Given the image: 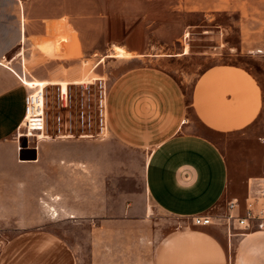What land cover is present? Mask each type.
Instances as JSON below:
<instances>
[{"label": "crops", "instance_id": "obj_1", "mask_svg": "<svg viewBox=\"0 0 264 264\" xmlns=\"http://www.w3.org/2000/svg\"><path fill=\"white\" fill-rule=\"evenodd\" d=\"M83 18L0 0V264H83L84 253L87 264H132V237L142 246L141 256L149 246L148 264H264V227L251 221L246 228L236 218L230 223L224 218L232 199L238 200L231 211L237 218L245 215L247 201L264 199V147L258 141L263 125L255 139V126L264 117V85L246 66L204 69L192 84L189 103L181 83L154 64L130 66L109 81L107 126L143 157V195L139 200L126 195L117 214L106 203L100 215L93 162L89 184L82 153L42 152L41 140L55 144L61 135L36 143L18 137L24 98L33 91L27 84L61 91L58 83L83 79V58L98 56L87 37L97 33L100 21L92 19L89 32ZM188 110L203 131L195 130ZM208 133L243 136L229 145ZM19 143L27 147L21 151ZM195 216H209L211 224L196 226ZM164 218L175 219L176 226L159 234L152 224ZM40 221L75 223V242L67 233L35 228ZM146 225L149 234H139ZM11 226L16 231L7 236Z\"/></svg>", "mask_w": 264, "mask_h": 264}, {"label": "rangeland", "instance_id": "obj_2", "mask_svg": "<svg viewBox=\"0 0 264 264\" xmlns=\"http://www.w3.org/2000/svg\"><path fill=\"white\" fill-rule=\"evenodd\" d=\"M23 1L39 8L61 9L65 13L83 15L85 18L81 22L89 32L92 19L98 17L100 21V27L95 29L97 33L87 37V40H92L98 56L95 59L83 58L79 63L83 79L73 81L86 82L89 79L90 83L70 84L64 95L66 100L59 98L62 90L45 88L47 128L44 134L51 138L61 135V142L54 144L50 140L40 139L39 143L43 153H82V160L88 162L89 166L88 170L83 171L89 184L93 162V176L95 180L98 177L100 215L106 212V203L109 204V212L115 211L117 214L125 207L126 203H123L126 195L131 194L138 200L143 195L141 152L120 142L106 123V89L117 74L130 66H160L181 83L188 103L197 75L215 64L236 63L246 66L264 85V0ZM112 47L122 48L123 57L131 54L147 58L124 62L122 57L109 56L113 53ZM101 100L104 101L103 109ZM188 119L195 130L203 131L190 110ZM262 125L264 117L255 126L256 140ZM242 134L227 137L209 135L217 142L230 145ZM252 148L255 150V147ZM90 153L94 154L93 158ZM154 213L158 214L156 210ZM168 220L164 218L162 223L153 221L152 225L161 229L159 234H165L176 226L175 219ZM75 225L73 222L42 221L33 224L35 228L46 227L58 234L67 233L66 237L72 243L75 242ZM147 227L148 230L141 228L139 234H149ZM8 229L7 236L16 231L12 226ZM134 244L132 237V264H148L149 246L145 256H141L142 246ZM87 263L88 256L84 253L83 264Z\"/></svg>", "mask_w": 264, "mask_h": 264}, {"label": "built area", "instance_id": "obj_3", "mask_svg": "<svg viewBox=\"0 0 264 264\" xmlns=\"http://www.w3.org/2000/svg\"><path fill=\"white\" fill-rule=\"evenodd\" d=\"M31 87V85H28ZM62 92V91H61ZM66 93H61L60 99L66 100ZM45 88L33 87V91L28 93L24 98V115L18 126V137L27 139L40 140L47 137L44 133L47 128V117L45 114ZM102 106V100L100 101ZM64 106V105H63ZM102 111V110H101ZM258 141L264 147V132L258 137ZM260 195L264 196V189L260 190ZM261 199V198H260ZM238 205L237 199H232L228 202L227 213L224 215L227 223L233 219H237L238 224L249 228L251 221L256 222L258 228L264 227V199L249 200L246 202L245 215L242 218L234 217L231 213L232 209ZM192 223L196 226H206L211 224L209 216H195L192 218Z\"/></svg>", "mask_w": 264, "mask_h": 264}, {"label": "bare ground", "instance_id": "obj_4", "mask_svg": "<svg viewBox=\"0 0 264 264\" xmlns=\"http://www.w3.org/2000/svg\"><path fill=\"white\" fill-rule=\"evenodd\" d=\"M114 50V57H123L125 56L124 54V50L122 48H113ZM84 83H90V80L87 79L86 82L84 81H76V82H61V83H58L60 85V88L62 90L63 93H66L67 91V88H68V85L69 84H84ZM51 85H55L56 83H52L50 82ZM27 85H31V87H36V88H43L44 89V85H48L46 83H41V82H36V83H28Z\"/></svg>", "mask_w": 264, "mask_h": 264}, {"label": "water", "instance_id": "obj_5", "mask_svg": "<svg viewBox=\"0 0 264 264\" xmlns=\"http://www.w3.org/2000/svg\"><path fill=\"white\" fill-rule=\"evenodd\" d=\"M23 139H24V137H23ZM19 142H20V139H19ZM19 147H20V149H21V151H22V150H24V149L27 147V144H26V143H24V144L19 143ZM21 151L19 152V157H20V159H21V160H26V159H24V158L21 156ZM32 151L35 152L34 149H32ZM33 159H34V157H33Z\"/></svg>", "mask_w": 264, "mask_h": 264}]
</instances>
